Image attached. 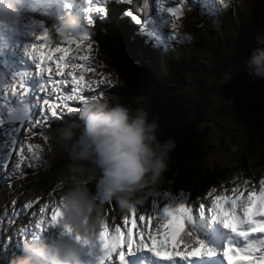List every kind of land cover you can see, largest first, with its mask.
Returning <instances> with one entry per match:
<instances>
[{
    "label": "trees",
    "instance_id": "1",
    "mask_svg": "<svg viewBox=\"0 0 264 264\" xmlns=\"http://www.w3.org/2000/svg\"><path fill=\"white\" fill-rule=\"evenodd\" d=\"M156 1L100 0L107 8V16L101 19L96 15L94 23L90 24V33L98 58L112 70L129 69L132 66L128 61H136L143 67L134 71L135 78L131 77L133 68L123 73L128 85H122V89L124 93H129L127 91L131 88L139 91L140 107L134 110L145 109L150 121L159 122V139L172 137L176 141V156L171 159L169 170L161 181L169 182L175 188L190 189L191 195L195 196L233 173H257L264 166V110L250 112L232 104L235 113L243 120L262 117L256 134L263 139L254 142L249 131L247 146L232 161L224 163L208 156L205 147L207 129L202 121L211 110L209 106L213 105L214 96L225 99L215 90L219 82L230 75L231 64L251 56L254 49L264 47L260 42L264 40V33L260 34L264 22L259 24L235 4L207 8L210 0H185V6L183 0H162V5ZM190 2L196 12L191 16L186 14ZM154 4L160 8V13L154 11ZM170 7H180L183 14L173 16L168 12ZM127 10L140 15L143 22L138 24L131 16L125 15ZM261 11L264 13L263 7ZM187 37L194 41V46L198 44L199 52L203 54L199 62L194 53L185 51ZM180 66L185 67L182 72L178 71ZM170 71L182 79L185 74H191L190 81H183L189 90L183 91V82L172 83L174 79L170 77ZM74 121L79 122V112L71 115L69 122L54 124L53 128ZM68 163L67 153L59 154L45 169L36 171L34 179L47 188L51 185L50 179L66 170ZM88 186L94 190L93 177H90ZM138 196L141 200L140 194ZM146 196H150L149 192ZM122 211L115 201L102 204L100 209L102 216Z\"/></svg>",
    "mask_w": 264,
    "mask_h": 264
},
{
    "label": "clouds",
    "instance_id": "2",
    "mask_svg": "<svg viewBox=\"0 0 264 264\" xmlns=\"http://www.w3.org/2000/svg\"><path fill=\"white\" fill-rule=\"evenodd\" d=\"M25 2L0 0V26L10 29L21 22ZM50 28L60 39H75L84 30L81 13L66 11ZM246 68L264 78V47L252 51ZM27 110L23 99L6 108L10 121L24 119ZM148 116L145 109L94 97L82 106L79 122L53 130L52 139L69 160L67 181L60 185L61 222L55 235L49 231L23 239L21 254L10 264H84L85 248L103 223L101 205L115 201L123 211L136 209L138 194L165 176L176 148L172 137L158 138L159 122ZM90 177L95 179L94 190L88 186Z\"/></svg>",
    "mask_w": 264,
    "mask_h": 264
},
{
    "label": "rangeland",
    "instance_id": "3",
    "mask_svg": "<svg viewBox=\"0 0 264 264\" xmlns=\"http://www.w3.org/2000/svg\"><path fill=\"white\" fill-rule=\"evenodd\" d=\"M218 1L225 7L231 6L232 2H237L239 10L243 14L248 17L255 18L259 24L264 22V13L261 11V8H264V0ZM212 4L214 5V1ZM87 8L88 7H84L82 10L78 11L86 13L83 18H87L88 15H91L90 13H87ZM45 10L46 9L44 8L43 11ZM32 14L34 15L38 13ZM188 14L191 16L193 15V12L189 10ZM16 28L17 29L15 31L8 33V36L5 38L0 37V46L2 48L7 47L11 53L19 52L20 55L21 53L25 55V49L31 43H47L49 47H55L62 46L60 42L64 41L60 38L53 41H49L48 39L46 41L36 40L35 37L41 35L46 27L34 18L22 20L17 23ZM83 29L84 30L80 35H88L86 28L83 27ZM262 29L263 31H261L260 34L264 33V26ZM83 38L78 41L79 47H77V44L70 46L72 48L70 56L72 57L73 63L84 65L85 71L83 74L85 79L91 82V87L86 88L84 92V94L88 97V100L93 95L96 97L106 96L114 102L119 100L121 103L129 105L133 110L135 107H140V92L135 88H131L130 91H127L129 93H124V90L122 89V85L125 84L126 87L128 85L126 82L127 79L123 75V73H126L128 68H119L120 72L112 70L111 67L104 64L103 61L98 58L91 41ZM187 43L185 51L194 53L196 55L194 56L195 59L199 62L203 57V54L199 52L200 48L198 44H195L194 46V41L192 39H187ZM68 46L69 45L67 44L65 47ZM89 48L91 49L90 51ZM81 57L84 59H81ZM127 63L132 66L128 69V71L133 68L131 77L135 78L137 75L134 71L138 72L139 69L141 70L143 67L139 66L136 61H128ZM183 67L184 66L178 67L181 68L178 69V71L182 72L185 68ZM80 71L81 70L79 68L76 69L77 74H80ZM170 72L171 73H169V75L174 79L172 82L174 84L176 83L178 85L183 81H190L191 74H185L182 79L176 72ZM26 80L30 85H33L37 78L28 77ZM14 83H18V81H15L13 76L0 80V236L4 237L5 233L12 232L15 228L21 226L26 218H28L29 214L34 212L37 208H39L37 210V223L43 220L44 227L47 231H52L50 234L55 235V229H52L48 222L50 221L51 210L56 205L59 206V196L61 190L60 185L62 182L67 181L66 170H61L60 173L53 176L54 178L50 179L51 185L47 188L39 185L38 182H36L37 179H34V177L36 171L45 169L54 161L57 155L62 154L65 151L58 147L52 139V136L54 135V128L51 127V119L47 122V124L44 122L37 124L36 119L29 127H16L14 129L7 128L9 122L4 121L1 110L3 108V110L6 111L7 106L14 105L19 99H21L19 91H17L14 97L12 95V86ZM182 85L183 91L189 90V88L186 87V82H183ZM68 87L70 89L71 85L69 84ZM173 88L175 87H172V89ZM50 94L52 93L50 92ZM23 100L28 101V95H26ZM35 102L38 103L39 101L36 100ZM84 104V102L75 101L72 102L70 106L81 109ZM209 107L211 110L206 113L202 124L207 129L205 147L208 151V156L211 159H218L220 163L232 161L241 149L247 146L249 131L252 133V139L254 142H258L263 139L261 136L256 134L259 133L258 127L262 120L261 116H255L250 119L243 120L233 110L232 103L229 99L216 98V96H214L213 105ZM61 110L64 112L63 117L54 119H63L67 123L68 117L66 115L68 112L66 109ZM37 115H40L38 110ZM37 126L39 129H45V131L36 135L28 144L23 145V147L19 146L18 144L20 142L28 141V136L23 137V135L31 133L33 128ZM13 142H15V145L9 159L2 161V156L10 148H12L10 145ZM29 146H31V150L29 149ZM175 156L176 150L174 149L171 153L172 159ZM246 178L249 182L255 185H260L259 181L264 179V166H262L257 173H246ZM168 183L169 182H162L160 180L157 184L150 185L148 189L143 190L141 197H145L147 200V192H149V195H152L155 191L159 190L161 186L167 185ZM180 201L181 200L179 199L167 201L159 200L158 210L160 212L165 204ZM46 204H50L51 208L49 209L46 207L45 212L40 213V208ZM25 205H31V207L26 208L24 207ZM149 207L150 209L156 208L154 204H149ZM157 218L159 219V217ZM29 226L36 230V223L34 221L30 222ZM122 226L125 227V224H122Z\"/></svg>",
    "mask_w": 264,
    "mask_h": 264
},
{
    "label": "snow or ice",
    "instance_id": "4",
    "mask_svg": "<svg viewBox=\"0 0 264 264\" xmlns=\"http://www.w3.org/2000/svg\"><path fill=\"white\" fill-rule=\"evenodd\" d=\"M89 3H92V0H89ZM67 7H70V5H67ZM86 11L87 13L100 14L101 19L107 16V8L99 5L94 8L88 7ZM180 11V7L168 8V12L173 16L178 15ZM125 15L131 16L138 24L143 22L142 17L132 10H127ZM87 19L90 23H94L91 15H88ZM35 39L46 41L48 39L47 30L45 29ZM83 39L86 40L87 37ZM73 44H77V47H79L78 42L72 39L68 41V47H49L47 43H31L25 49V55L32 61L34 74L39 77V82L30 85L27 80L21 78L18 83L13 84L12 95L14 97L19 91L20 97L23 99L29 93H35L38 98L42 99L45 107L37 118V124L41 122L47 124L50 119L62 118L64 112L61 109H66L69 113L78 111V108L70 106L72 102L86 103L88 101V97L84 92L86 88L91 87V82L85 79L83 74L85 71L84 65L72 62L70 56L72 48L70 46ZM81 59L84 58L81 57ZM78 68L81 70L80 74L76 73ZM23 75V72L20 73L21 77ZM69 84L71 85L70 89ZM46 85L50 86L52 94H46L49 91ZM94 97L96 96L93 95L91 98ZM29 149L31 150V146H29ZM259 184L258 191L252 190L246 193L240 191L239 195L232 196L216 195L212 200V206L208 210L211 221L230 231L233 238L222 248L209 246L205 240L200 239L192 230L196 216L194 215V209L181 199L180 202L168 203L162 207L158 214L160 222L154 229L151 228L149 223V228H141L136 233L135 238L133 231L128 229L123 242H121V225H116L114 231L109 232L107 222H103L99 234L95 238L99 241L102 251L101 260L112 262V264H115V261L118 260L119 264H128V256L141 253L151 254V257L156 258V264H162V262H171V264L187 262V264H192L193 261L217 256L222 257L227 264H264V236L259 239H251L256 234H264V179L260 180ZM237 191L238 189H233V193ZM183 195L184 193L181 192L180 196L183 197ZM24 207L28 208L31 205H25ZM46 207L47 205L42 206L39 210L40 213H44ZM135 211V209L132 210L133 213ZM205 216V206L201 204L199 217L203 220ZM61 218L62 209L59 205L51 210L49 226L55 229L60 225ZM146 219L151 222L152 217L139 216V221H145ZM124 223H128V217L124 218ZM63 227L67 228L68 226L64 225ZM35 229L28 232L25 238L36 233L48 232L44 227L43 220L36 224ZM76 238L80 239L79 236ZM238 240H243L244 244L239 246Z\"/></svg>",
    "mask_w": 264,
    "mask_h": 264
},
{
    "label": "water",
    "instance_id": "5",
    "mask_svg": "<svg viewBox=\"0 0 264 264\" xmlns=\"http://www.w3.org/2000/svg\"><path fill=\"white\" fill-rule=\"evenodd\" d=\"M250 56L231 64L230 75L221 80L217 92L225 99H230L236 108L251 112L264 110V78L254 77L246 68Z\"/></svg>",
    "mask_w": 264,
    "mask_h": 264
},
{
    "label": "flooded vegetation",
    "instance_id": "6",
    "mask_svg": "<svg viewBox=\"0 0 264 264\" xmlns=\"http://www.w3.org/2000/svg\"><path fill=\"white\" fill-rule=\"evenodd\" d=\"M2 112H3L4 114L8 115V114H7V111H4L3 108H2Z\"/></svg>",
    "mask_w": 264,
    "mask_h": 264
}]
</instances>
